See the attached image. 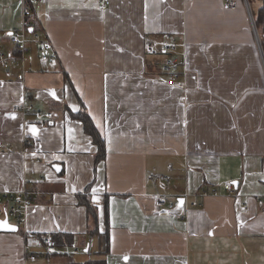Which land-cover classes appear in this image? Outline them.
Returning a JSON list of instances; mask_svg holds the SVG:
<instances>
[{
	"label": "crops",
	"instance_id": "crops-1",
	"mask_svg": "<svg viewBox=\"0 0 264 264\" xmlns=\"http://www.w3.org/2000/svg\"><path fill=\"white\" fill-rule=\"evenodd\" d=\"M103 1L35 4L34 29L56 61L32 42L23 64L0 66V190L26 182L33 197L25 225L0 231V264H264V49L250 4ZM23 5L0 0V52H14ZM163 32L186 41L184 82L146 50ZM23 103L54 115L14 109ZM82 107L106 142L97 164L70 114ZM151 172L171 175L161 190L184 208L157 212ZM87 186L98 229L77 198ZM48 233L61 238L59 251L35 242Z\"/></svg>",
	"mask_w": 264,
	"mask_h": 264
},
{
	"label": "built area",
	"instance_id": "built-area-1",
	"mask_svg": "<svg viewBox=\"0 0 264 264\" xmlns=\"http://www.w3.org/2000/svg\"><path fill=\"white\" fill-rule=\"evenodd\" d=\"M22 10V25L11 31L9 38L14 45V52L6 54L0 52V66L8 68L11 65H19L25 62V54L28 51L30 43L34 42L37 45L38 51L41 53V59L45 61H56L57 54L55 51H48V43L46 38L38 31L34 29L32 14L33 6L42 0H23ZM247 6L248 0H245ZM110 3V0H104L102 7L106 8ZM225 5L231 9H236L238 0H225ZM251 20L254 24V19L251 13ZM3 44L0 41V49ZM186 46V41L179 40L171 32H163L161 37L153 42H149L146 45L148 53L153 55L164 54V59L161 64V70L165 73L169 80H180L185 78L187 71V61L183 56H178V51L181 48L183 51ZM14 109L27 111L32 110L33 105L29 103H23L15 105ZM34 116L37 120H42L46 117H52L54 114L51 110L42 111L40 109H33ZM2 144H0L1 146ZM149 179L153 182L159 183V190L155 193V206L156 210L160 214H167L169 212L184 208V204L178 202V198L169 196L166 192L161 190L164 186L170 183L171 175L162 172H151ZM224 189L229 194H235V187L232 181L227 180L223 184ZM256 200L259 204L264 206V192L256 195ZM33 203V197L31 191L28 188L26 182L18 189L13 191L0 190V219L7 218L9 222L14 223L21 227L25 225L27 219V212L31 204ZM202 202L195 199L192 205L199 206ZM27 235V233H25ZM27 235L25 242V252L29 259L37 258V253L31 250V241L28 240ZM35 242L44 246L46 252L59 251L56 240L51 234H44L43 236L35 237ZM78 249H75L76 252Z\"/></svg>",
	"mask_w": 264,
	"mask_h": 264
},
{
	"label": "trees",
	"instance_id": "trees-1",
	"mask_svg": "<svg viewBox=\"0 0 264 264\" xmlns=\"http://www.w3.org/2000/svg\"><path fill=\"white\" fill-rule=\"evenodd\" d=\"M252 0H249V3L251 4ZM254 15V23L257 27L260 42L262 45V48L264 49V0H260V5L258 6L257 12H252ZM71 116L78 118L82 123L84 127V131L88 133L92 139L94 144L96 145V153H95V164H97L100 161L105 160L106 153H107V147L105 139L103 138L101 132L99 131L98 127L94 123L92 117L88 113L87 109L82 107L80 110L74 112L70 111ZM78 201L80 204H83L86 207L87 215L89 219L91 220V223L95 226L96 229L99 227V214L97 207L94 205L92 201V196L90 193V186L86 187V190L84 193H80L77 195ZM109 210H108V201H105V211H104V219H105V225L108 229V217H109ZM53 237L56 239L57 243L59 244L61 242V238L57 237V235H53ZM87 264H91V262H88Z\"/></svg>",
	"mask_w": 264,
	"mask_h": 264
},
{
	"label": "water",
	"instance_id": "water-1",
	"mask_svg": "<svg viewBox=\"0 0 264 264\" xmlns=\"http://www.w3.org/2000/svg\"><path fill=\"white\" fill-rule=\"evenodd\" d=\"M248 4H249V1H248ZM256 34H257V30H256ZM257 37H258V34H257ZM56 169H58L59 167H55ZM179 203L182 204L183 203V198H179ZM0 221H5L7 222L8 225H10L11 227L10 228H3V227H0V231H17L18 230V225L14 224V223H11L9 222V220L7 218L5 219H0ZM12 229H15V230H12Z\"/></svg>",
	"mask_w": 264,
	"mask_h": 264
},
{
	"label": "rangeland",
	"instance_id": "rangeland-1",
	"mask_svg": "<svg viewBox=\"0 0 264 264\" xmlns=\"http://www.w3.org/2000/svg\"><path fill=\"white\" fill-rule=\"evenodd\" d=\"M245 1V0H244ZM249 1V0H248ZM250 4V3H249ZM245 5H246V2H245ZM260 5V0H252V2H251V4H250V7H251V10L253 11V12H257V9H258V6ZM251 11V12H252ZM252 16H253V19H254V15H253V13H252ZM255 24V23H254ZM255 29L257 30V27H256V25H255ZM255 30V31H256ZM257 32H258V30H257ZM259 39H260V37H259ZM182 51V49L180 48L179 49V51H178V53H180ZM161 55H163L164 56V54H161ZM180 80H182L183 82H184V78H182V79H180ZM184 98V97H183Z\"/></svg>",
	"mask_w": 264,
	"mask_h": 264
},
{
	"label": "snow or ice",
	"instance_id": "snow-or-ice-1",
	"mask_svg": "<svg viewBox=\"0 0 264 264\" xmlns=\"http://www.w3.org/2000/svg\"><path fill=\"white\" fill-rule=\"evenodd\" d=\"M33 131H36L35 129H33ZM0 227H3V228H10L11 226L7 224V222L5 221H0ZM12 230H15V229H12Z\"/></svg>",
	"mask_w": 264,
	"mask_h": 264
}]
</instances>
